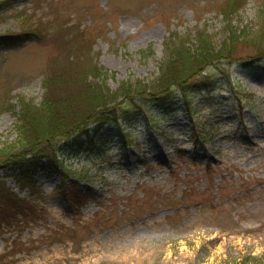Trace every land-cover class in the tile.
<instances>
[{"label":"rangeland","instance_id":"rangeland-1","mask_svg":"<svg viewBox=\"0 0 264 264\" xmlns=\"http://www.w3.org/2000/svg\"><path fill=\"white\" fill-rule=\"evenodd\" d=\"M225 1L18 0L0 14V34L45 26L23 44L0 45V148L16 142L20 97L41 103L54 65L82 55L113 90L124 81L151 85L173 34L194 47L201 30L217 46L225 41ZM261 9L264 0H248L233 25L258 30ZM68 21L80 31H63ZM238 51L258 52L243 43ZM208 71V84L176 89L162 106L145 103L132 125H107L102 134L110 136L96 147L105 156L65 159L88 179L81 188L92 189L79 209L56 192L62 175L50 161L0 166V190L33 207L18 226L0 229V264H240L248 254L264 261V55L257 64L237 59ZM192 116L203 131L219 127L211 142L196 140Z\"/></svg>","mask_w":264,"mask_h":264},{"label":"trees","instance_id":"trees-1","mask_svg":"<svg viewBox=\"0 0 264 264\" xmlns=\"http://www.w3.org/2000/svg\"><path fill=\"white\" fill-rule=\"evenodd\" d=\"M17 1H0V14ZM247 1L226 0L219 8L228 32L220 46L214 43L206 31L198 32L195 47L187 37L173 34L169 38L168 58L161 66L160 77L151 85L124 81L113 90L97 65L89 60H79L82 55L70 56L73 59L69 62L71 67L67 62L64 66L54 65L44 77L46 91L41 103L36 104L20 97L17 139L15 143L0 148V166L11 169L17 166L20 169L37 165L46 159L56 169H60L62 175L60 183L56 185V192L67 201L70 208L75 210L82 207L93 195L92 189L81 188V178L85 181L88 179L81 171L68 169L65 159L81 153L105 156V152L96 147L103 146L109 138L107 132L102 134L107 125L113 123L121 128V120L132 125L140 114H146L143 106L145 103L153 102L155 106H162L171 102L176 89H186L190 83L196 86L208 84L212 74L207 70L218 63L238 59L249 65L260 61L264 55V21L258 30H252L250 34L246 28L240 29L233 25V17ZM260 19L264 20V9H261ZM28 26L30 27L27 29L23 25L19 32L0 34V45L23 44L33 37L37 38L41 35V27L45 25L42 21ZM73 28L80 31L78 27L69 25V21L61 26L63 31ZM249 38H252V43L246 42ZM239 43L250 44L258 52L254 55H240ZM184 105L187 110L192 111L191 100L187 96L184 98ZM191 119L196 140L201 144L211 142L219 127L215 125L212 129L203 131L198 128L196 118L192 116ZM126 136L123 132V146L128 144ZM20 180L33 182L27 177H20ZM31 203V199L0 190V229L4 226H18L22 219L29 217L33 211ZM240 264H264V261L261 257L248 254Z\"/></svg>","mask_w":264,"mask_h":264}]
</instances>
